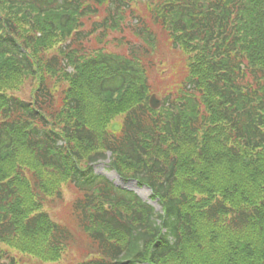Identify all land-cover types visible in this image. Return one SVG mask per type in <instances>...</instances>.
Returning a JSON list of instances; mask_svg holds the SVG:
<instances>
[{
  "label": "trees",
  "instance_id": "1",
  "mask_svg": "<svg viewBox=\"0 0 264 264\" xmlns=\"http://www.w3.org/2000/svg\"><path fill=\"white\" fill-rule=\"evenodd\" d=\"M134 1L0 0V264L61 261L74 234L44 207L65 184L75 264H264V0ZM126 28L127 52L88 45ZM161 34L187 74L155 111ZM109 153L161 212L95 174Z\"/></svg>",
  "mask_w": 264,
  "mask_h": 264
},
{
  "label": "rangeland",
  "instance_id": "2",
  "mask_svg": "<svg viewBox=\"0 0 264 264\" xmlns=\"http://www.w3.org/2000/svg\"><path fill=\"white\" fill-rule=\"evenodd\" d=\"M146 0H136L133 2L132 7H135L140 12L141 18L143 20L146 15ZM92 20H90V23ZM134 24H137L136 21ZM139 25H142V21ZM132 29H134L132 27ZM166 36L161 34L160 40L158 39L157 48L155 53L152 56V62H156L157 65L155 67V71L151 70L150 83L154 86L155 95H157L158 99L164 101V99L169 98L170 94H175L177 89V84L181 82L186 74V61L183 54H181L178 50L171 49V46L166 42ZM122 41V42H121ZM126 41H137V37L133 33V31L125 29L124 32H110L108 31L105 35L101 36L100 39L95 38L88 45L89 47L96 48H107L110 52H127L128 47L125 42ZM140 42V40H139ZM31 85L29 83H25V85L18 92V96L21 98L29 99L31 95ZM171 100V98H169ZM118 123L115 124V130L118 131L120 125V119ZM111 154L107 155L106 159H102L97 163H93L94 171L97 175L104 176L108 178L115 185H119L118 187L129 190L136 191L141 198L147 202L148 204L153 205L156 208L157 212H161V207L157 201L153 199L152 191L147 187H141L136 182H125L123 181L117 172L110 168L111 163ZM77 198L76 192L72 189L71 185L65 184L63 185L61 195L50 198L47 204L44 207V210L52 217L53 220L58 222L59 224H63L69 228L72 232L73 238L71 239V243L68 247V250L63 255L61 261L55 264H75L79 260H82L86 254V234L82 230L79 229L77 221V217L74 215L73 202ZM16 258L19 261H22L23 264H42L37 260L14 253Z\"/></svg>",
  "mask_w": 264,
  "mask_h": 264
},
{
  "label": "water",
  "instance_id": "3",
  "mask_svg": "<svg viewBox=\"0 0 264 264\" xmlns=\"http://www.w3.org/2000/svg\"><path fill=\"white\" fill-rule=\"evenodd\" d=\"M150 105L154 109H159L161 107V101L156 99V95H153L150 101Z\"/></svg>",
  "mask_w": 264,
  "mask_h": 264
},
{
  "label": "bare ground",
  "instance_id": "4",
  "mask_svg": "<svg viewBox=\"0 0 264 264\" xmlns=\"http://www.w3.org/2000/svg\"><path fill=\"white\" fill-rule=\"evenodd\" d=\"M139 193V192H138ZM140 194V193H139Z\"/></svg>",
  "mask_w": 264,
  "mask_h": 264
}]
</instances>
